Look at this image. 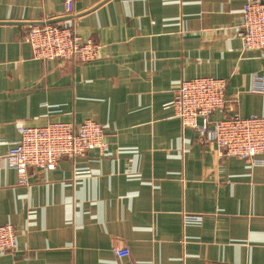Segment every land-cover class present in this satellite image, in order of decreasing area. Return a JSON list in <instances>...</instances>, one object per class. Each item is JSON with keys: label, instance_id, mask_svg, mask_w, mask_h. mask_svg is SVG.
Instances as JSON below:
<instances>
[{"label": "crops", "instance_id": "0c3cea01", "mask_svg": "<svg viewBox=\"0 0 264 264\" xmlns=\"http://www.w3.org/2000/svg\"><path fill=\"white\" fill-rule=\"evenodd\" d=\"M247 1L0 0V225L17 240L0 264H264V154L222 156L164 107L179 82L214 77L227 102L211 120L264 116V52L241 46ZM46 19L99 43L98 58H33L23 36ZM85 119L105 151L17 182L4 155L19 125Z\"/></svg>", "mask_w": 264, "mask_h": 264}, {"label": "built area", "instance_id": "2783aa9c", "mask_svg": "<svg viewBox=\"0 0 264 264\" xmlns=\"http://www.w3.org/2000/svg\"><path fill=\"white\" fill-rule=\"evenodd\" d=\"M72 0H63L66 11ZM241 46L244 50L264 52V0H248L242 10ZM23 41L32 57L39 60L82 62L98 58L100 44L83 40L70 23L41 20L27 26ZM226 81L223 78L196 77L177 84L173 98L164 105L171 108L182 127L195 128L200 136L215 143L222 156H237L252 163L264 154V116L231 114L211 120L215 110L226 105ZM19 138L4 155L6 165L17 173V182H28V168L53 169L61 158L84 156L91 149L106 150L101 123L85 119L78 125L66 121L48 122L43 126L17 127ZM195 219V218H194ZM189 220V219H187ZM16 233L12 225H0V254L14 252ZM117 257L129 256L128 248H114Z\"/></svg>", "mask_w": 264, "mask_h": 264}]
</instances>
